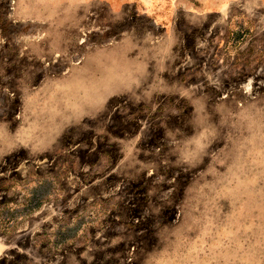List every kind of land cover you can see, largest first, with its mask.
<instances>
[{
	"label": "rangeland",
	"instance_id": "1",
	"mask_svg": "<svg viewBox=\"0 0 264 264\" xmlns=\"http://www.w3.org/2000/svg\"><path fill=\"white\" fill-rule=\"evenodd\" d=\"M0 264H264V0H0Z\"/></svg>",
	"mask_w": 264,
	"mask_h": 264
}]
</instances>
